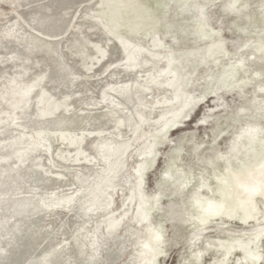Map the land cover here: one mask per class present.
Listing matches in <instances>:
<instances>
[{
	"label": "water",
	"instance_id": "95a60500",
	"mask_svg": "<svg viewBox=\"0 0 264 264\" xmlns=\"http://www.w3.org/2000/svg\"><path fill=\"white\" fill-rule=\"evenodd\" d=\"M172 264H264V0H98Z\"/></svg>",
	"mask_w": 264,
	"mask_h": 264
}]
</instances>
